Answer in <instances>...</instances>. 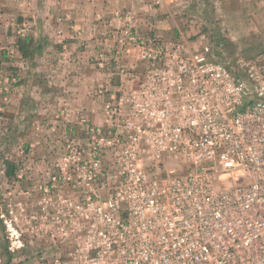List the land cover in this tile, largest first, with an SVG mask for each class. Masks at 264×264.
I'll list each match as a JSON object with an SVG mask.
<instances>
[{"label":"built area","instance_id":"built-area-1","mask_svg":"<svg viewBox=\"0 0 264 264\" xmlns=\"http://www.w3.org/2000/svg\"><path fill=\"white\" fill-rule=\"evenodd\" d=\"M180 50L143 53L151 69L140 114L155 124L136 136L153 143L157 172L133 162L107 200L88 198L76 249L56 264H264L260 64L232 71ZM166 153L179 161L166 166Z\"/></svg>","mask_w":264,"mask_h":264},{"label":"rangeland","instance_id":"rangeland-1","mask_svg":"<svg viewBox=\"0 0 264 264\" xmlns=\"http://www.w3.org/2000/svg\"><path fill=\"white\" fill-rule=\"evenodd\" d=\"M0 1L5 5L0 29L1 26L8 29L10 32L6 40L12 41L0 50L6 52L5 64L2 65L7 68L5 74L0 71V79L5 83L1 93L7 98V104L3 105L0 113L10 116L19 110L8 100L15 96L14 87L21 79V73H13V69H23L27 62L22 54L23 47L27 46L25 50L33 53L29 58L37 67L38 62L43 60L41 52L44 49L50 51L65 44V23L68 24L69 35L79 41L83 31L73 25L69 15L63 18L54 14L51 21L55 22H51V25H45V16L41 15L40 18L37 14L18 23L16 18L20 12L8 11V4L13 10L15 3L19 1L20 5H25L26 1L15 0L14 4L13 0ZM40 2L43 5L47 0ZM154 2L158 7L162 0ZM171 2L177 11V23L171 21L176 36L173 43L168 45L166 40L154 38L155 42L152 43L151 34L141 32L134 24L123 30L109 31L104 28V39L99 42L104 49L95 61L97 68L105 70L115 62L119 67L115 73L124 76L127 74L125 69H128L136 87L124 92L120 90L119 97V92L99 87L98 95L102 96L97 99L100 101L97 105L100 119L93 115L92 105L89 108L77 104L66 106L54 98L46 100L49 96L40 97L45 98L39 101L40 104L29 103L28 110L23 106L25 112H34L37 116L30 120V130L15 131L9 128L11 121L5 120L6 126H3L0 118V264H56L57 260L61 261L65 254L76 249L77 225L87 221L88 198L98 194L101 200H107L118 186L117 181L133 162L140 170L145 169L150 175H155L158 168L154 162L155 154L146 147L151 142L148 138L144 140L136 136L140 129L155 124V121L147 120L140 114L144 105L143 86L151 69L150 62L144 59V49L155 51L159 46H179L180 54L185 50L204 53L232 71L239 69L242 63L260 64V73L264 75V53L246 58L257 45L263 49L264 41L258 44L256 41L227 39L228 32L224 30L227 17L222 12L221 4L223 0ZM8 16L10 21L6 20ZM36 33L41 35L35 40ZM139 39H145L148 45L141 44ZM111 42L113 47H109ZM107 47L115 49V56L107 54ZM53 51L57 60L55 69L60 72L70 63L68 54L63 49ZM124 51L127 55L134 53V58L129 62L125 60L121 55ZM38 93V90H33L32 100L38 98ZM49 94L55 97L58 93L54 90ZM65 110L74 111V119L54 120L59 124L58 128L48 129V120L42 117L49 112L61 114ZM5 127L7 130H3ZM161 160L168 167V162L173 165L174 161H179L167 153ZM82 204L84 209L80 211L78 206Z\"/></svg>","mask_w":264,"mask_h":264},{"label":"crops","instance_id":"crops-1","mask_svg":"<svg viewBox=\"0 0 264 264\" xmlns=\"http://www.w3.org/2000/svg\"><path fill=\"white\" fill-rule=\"evenodd\" d=\"M25 1V5H20L18 3L19 1L15 3V9L13 10V7L10 6L11 4H8V11L20 12L18 18H16V22L22 23L25 21L23 18H29V16L37 14L40 18L41 15L45 16L43 20L45 25H51V22H55V20L51 21L55 15L57 17L62 16L63 18L69 15L73 19V25L78 29H82L83 33L79 41L77 38L69 35L67 30L68 24L65 23L64 28L66 31L63 37L65 39V46H56L50 51H46L45 49L44 51H38H42L41 56L43 60L38 62L37 67L30 61L31 58L29 57L33 53L29 49L25 55L24 52L22 53L28 63L25 60L26 68L24 67V70L22 68L13 69V73L18 71L21 73V79L20 83L18 82L14 87L15 96L13 99L8 100V103L12 102L11 105L17 106L19 110L13 111L14 113L10 116L5 113H0V118L3 120L2 125L6 126L4 123L5 120L11 121L12 124L7 123L11 126L9 128L15 129L18 132L26 128L28 130L30 128L32 129L30 120L37 118L36 113L30 111L25 112L24 108L26 107L25 109L28 110L27 105L29 103L34 102L33 104L37 105L40 104L39 101L45 100V98L40 97L49 96L46 100L54 98L57 102L60 101L66 106L77 104L84 105L83 108H89L92 105L93 115L98 117L96 119H100L98 114L100 109L97 106L100 104V101L97 99L102 98V96L98 95L99 87L104 86L111 92H119L117 93L118 97L121 91H128V89L136 87V84L131 78V72L128 73V69L127 71L125 69L127 74L124 76L115 73L118 72L117 68H119L115 62L105 70L99 67L97 68L95 61H97V56L101 50L104 49L99 45V42L104 39L102 38V32L104 30H123L129 25L132 26L134 24L141 32L151 34V39H159L164 42L166 40V45L171 42L173 43L176 36L174 34L176 31H173L171 21L177 23L175 17L177 11L174 5H172L171 0H162L161 5L158 7L155 6L154 0H47V3L45 2L43 5L40 0ZM14 2L15 0H13V4ZM221 4L222 12L227 17V27L224 28L225 32H228L226 34L227 39L231 41H256L258 44L259 41H264V0H223ZM40 5L41 7H39ZM4 6V2L0 1V21L1 18H4ZM6 20L10 21V17H6ZM9 32L8 29L5 30L1 26L0 50L6 43L12 42L6 40ZM40 35L41 33H36L35 40ZM112 45L113 43L111 42L109 47H113ZM262 46L264 45L262 44ZM262 48L257 45L253 53L246 56V58L261 56L264 53V47ZM54 49H57V51H62V49L66 51L68 60L70 61L69 65L65 69L62 68L63 70L60 72L55 69L57 60L55 58V52L53 51ZM106 51L108 55L112 54L115 56V49L109 48ZM5 53L0 51V71H4V74L7 71V68L2 65L5 64ZM133 54L127 55L126 51L121 53L122 57L128 60V62L134 58ZM22 70L23 72H21ZM127 76L129 77L127 78ZM125 77L126 79H123ZM4 84L0 79V106H2L0 110H2L3 105L7 104V98L4 97V94L2 95ZM33 90L39 91L38 98L34 100H32ZM54 90L58 94L55 97H51L52 95L49 93H52ZM74 115V111L65 110L61 114L49 112L42 119L48 120V129L54 130L59 126L54 120L69 121L70 119H74ZM94 116L93 118H95ZM3 130H7L6 127Z\"/></svg>","mask_w":264,"mask_h":264},{"label":"trees","instance_id":"trees-1","mask_svg":"<svg viewBox=\"0 0 264 264\" xmlns=\"http://www.w3.org/2000/svg\"><path fill=\"white\" fill-rule=\"evenodd\" d=\"M26 48H27V46H24L23 49H22V51L24 52V55L26 54V50H25ZM10 175H11V174L9 173V176H10Z\"/></svg>","mask_w":264,"mask_h":264}]
</instances>
